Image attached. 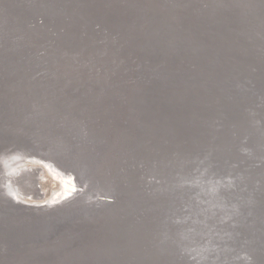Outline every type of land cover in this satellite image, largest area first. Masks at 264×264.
Returning a JSON list of instances; mask_svg holds the SVG:
<instances>
[{"label": "water", "instance_id": "1", "mask_svg": "<svg viewBox=\"0 0 264 264\" xmlns=\"http://www.w3.org/2000/svg\"><path fill=\"white\" fill-rule=\"evenodd\" d=\"M0 264H264V0H0Z\"/></svg>", "mask_w": 264, "mask_h": 264}, {"label": "bare ground", "instance_id": "2", "mask_svg": "<svg viewBox=\"0 0 264 264\" xmlns=\"http://www.w3.org/2000/svg\"><path fill=\"white\" fill-rule=\"evenodd\" d=\"M29 158L32 159V157ZM41 163L43 171L40 173V191H42L43 194L33 195L32 190H23L18 187V190L20 189L21 191H23L24 199L26 201L35 202L39 204L47 202H56L62 200L67 196H70L74 193L75 190L78 189V185L71 174L65 173L64 171L53 165L50 161L42 160ZM8 168L9 171L13 172H17L19 169H21L16 165H9ZM48 174L52 176V181L54 180L58 183V186L56 185L57 188L51 189L49 191L48 189H45L42 184V181L48 178Z\"/></svg>", "mask_w": 264, "mask_h": 264}, {"label": "rangeland", "instance_id": "3", "mask_svg": "<svg viewBox=\"0 0 264 264\" xmlns=\"http://www.w3.org/2000/svg\"><path fill=\"white\" fill-rule=\"evenodd\" d=\"M46 181V182H45ZM42 184H43V187L45 188V189H48V191L49 190H51V189H55V188H57V186H58V183H57V181H52V176L51 175H49L48 174V178L46 179V180H44V181H42ZM57 185V186H56ZM55 186V187H54Z\"/></svg>", "mask_w": 264, "mask_h": 264}]
</instances>
